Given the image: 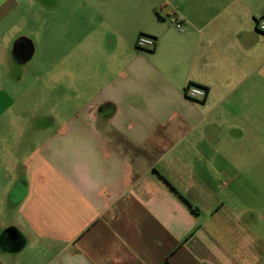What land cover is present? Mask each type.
Returning a JSON list of instances; mask_svg holds the SVG:
<instances>
[{
    "label": "crops",
    "instance_id": "obj_1",
    "mask_svg": "<svg viewBox=\"0 0 264 264\" xmlns=\"http://www.w3.org/2000/svg\"><path fill=\"white\" fill-rule=\"evenodd\" d=\"M258 18L264 0H0V98L29 72L33 102L0 109V264H264ZM232 165L256 205L217 190Z\"/></svg>",
    "mask_w": 264,
    "mask_h": 264
},
{
    "label": "rangeland",
    "instance_id": "obj_2",
    "mask_svg": "<svg viewBox=\"0 0 264 264\" xmlns=\"http://www.w3.org/2000/svg\"><path fill=\"white\" fill-rule=\"evenodd\" d=\"M31 74L28 72L25 77L26 80H24L23 84H20L18 86H5L6 88V94L0 98V109L5 110V109H15L17 110L18 108H26L27 110H31L32 108V103L31 98H30V87H31V79H30ZM41 87V86H39ZM17 97H21L20 101L16 103ZM38 108V116H41L45 110L47 109L45 104H42V101L40 99V106H37ZM262 120H263V127L261 131V142L264 143V100L262 102ZM9 117L7 118V123L9 121ZM46 120V119H45ZM41 123V122H40ZM47 123V120L45 121ZM5 124L4 119H1L0 121V126ZM4 135L0 134V136ZM229 139L231 142H236L238 139V134L237 131L235 130L234 133L229 134ZM39 142L43 141L44 138L40 134L38 138ZM262 166H264V145H263V154H262ZM237 167V166H236ZM247 172H255V169L257 167L253 163L252 166H246ZM229 176H218V180L214 182L217 185V190L220 191L222 194L227 196V204L228 205H237L238 200L236 197H233V193H238L239 192H246L247 198H244L245 201L248 202L250 205H256L255 199L251 198V195L255 193L256 186L255 182L253 180H249L246 178H243L242 176H239L238 178V172L237 169H235V166L232 165L231 168H229ZM253 179V178H252ZM225 183L229 186V189H222L221 186L222 184ZM264 186V183H263ZM264 188V187H263ZM243 193V194H244ZM264 204V203H263Z\"/></svg>",
    "mask_w": 264,
    "mask_h": 264
},
{
    "label": "built area",
    "instance_id": "obj_3",
    "mask_svg": "<svg viewBox=\"0 0 264 264\" xmlns=\"http://www.w3.org/2000/svg\"><path fill=\"white\" fill-rule=\"evenodd\" d=\"M174 24L177 29H181L182 20L174 18ZM256 28L264 34V18H258ZM156 46V39L147 35H140L136 40V47L140 50L153 49ZM186 97L193 101L203 100L207 95V91L196 85H189L186 89Z\"/></svg>",
    "mask_w": 264,
    "mask_h": 264
}]
</instances>
